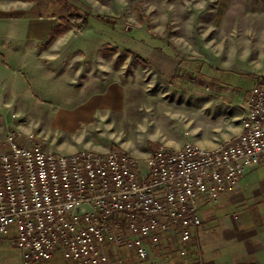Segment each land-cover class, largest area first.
Instances as JSON below:
<instances>
[{
  "label": "rangeland",
  "instance_id": "1",
  "mask_svg": "<svg viewBox=\"0 0 264 264\" xmlns=\"http://www.w3.org/2000/svg\"><path fill=\"white\" fill-rule=\"evenodd\" d=\"M71 1L91 14L90 26L61 34L55 28L32 46V78L44 83L31 85L30 105L0 109V136L24 127L56 152L116 149L144 161L161 144L216 148L242 130L249 88L264 81V0ZM15 8L38 18L68 12L55 0H15ZM174 52L191 60L192 68L205 61L256 77L225 74L238 88L201 82L178 70ZM55 87V101L42 99ZM85 96L91 100L80 102ZM133 253L108 263L167 259Z\"/></svg>",
  "mask_w": 264,
  "mask_h": 264
},
{
  "label": "built area",
  "instance_id": "2",
  "mask_svg": "<svg viewBox=\"0 0 264 264\" xmlns=\"http://www.w3.org/2000/svg\"><path fill=\"white\" fill-rule=\"evenodd\" d=\"M244 108L242 130L219 147L161 144L144 161L116 149L56 152L9 131L0 136V237L14 238L23 264L148 259L165 234L189 242L203 223L199 199L218 200L264 161V81Z\"/></svg>",
  "mask_w": 264,
  "mask_h": 264
},
{
  "label": "crops",
  "instance_id": "3",
  "mask_svg": "<svg viewBox=\"0 0 264 264\" xmlns=\"http://www.w3.org/2000/svg\"><path fill=\"white\" fill-rule=\"evenodd\" d=\"M59 21L32 17L23 9L16 11L15 0H0V109L30 105L31 85L44 83L32 78L36 70L31 65L32 46L48 40ZM57 90L43 91L42 99L55 101L52 94ZM110 93L105 97L108 102L112 101L108 100ZM91 97L80 102L87 103ZM21 128L18 132L25 136L34 134ZM199 213L203 223L197 236L184 242L179 234L176 239L165 234L159 244L152 245L151 255L167 259H154L150 264H264V161L248 166L238 187L222 192L218 200L200 198ZM131 262L127 264H136ZM0 264H23L12 236L0 237ZM38 264L68 263L57 255Z\"/></svg>",
  "mask_w": 264,
  "mask_h": 264
},
{
  "label": "trees",
  "instance_id": "4",
  "mask_svg": "<svg viewBox=\"0 0 264 264\" xmlns=\"http://www.w3.org/2000/svg\"><path fill=\"white\" fill-rule=\"evenodd\" d=\"M28 1H36L37 3L39 0H28ZM57 4H61L66 6L68 12L66 15H57L53 14L54 17H57L61 23L56 27L57 33L61 34L68 29L77 26L80 29H85L90 26V21H91V14L84 12L83 9L78 7L75 3H73L71 0H55ZM99 18L102 19H107L110 20L111 18L106 15H96ZM158 49L163 50L162 47L158 46ZM128 53L132 54L137 60L141 61L144 64H149V60L145 58L143 55L139 53H135L133 50L127 49L126 50ZM176 59H178V70L183 68V72L186 73V75L190 78L197 79L198 81L201 82H206L209 81L212 84H218L223 87H241L240 84L234 83L235 79L230 80V77H226L225 74L227 73H238L241 75V78H248L251 79L250 77H256L254 73L247 72V73H241V72H236L232 71L229 69H224L221 67L217 66H212V65H207V63L204 61L199 65L198 67H190L189 62L192 63L191 60H187L184 56H182L178 52H174L173 55ZM208 66V67H207ZM259 79H257L258 81ZM256 81V82H257ZM235 84V85H233ZM253 84L249 88L253 87ZM249 93V91H248Z\"/></svg>",
  "mask_w": 264,
  "mask_h": 264
}]
</instances>
